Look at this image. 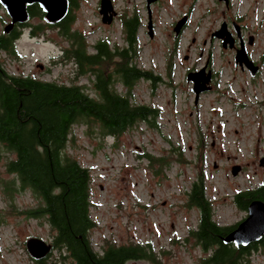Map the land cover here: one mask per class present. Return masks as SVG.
Returning <instances> with one entry per match:
<instances>
[{"label":"rangeland","instance_id":"1","mask_svg":"<svg viewBox=\"0 0 264 264\" xmlns=\"http://www.w3.org/2000/svg\"><path fill=\"white\" fill-rule=\"evenodd\" d=\"M76 1L72 27L90 43L107 38L123 45L120 17L137 14L141 25L135 62L161 77L155 85L138 80L132 92L134 101L158 108L156 126L138 122L112 137L103 136L96 124L91 132L82 122L73 124L66 151L91 174L93 247L98 249L104 237L149 243L161 264H201L207 252L190 234L199 212L186 204L192 181L202 176L213 218L223 226L247 215L233 201L235 193L264 185V0H152L149 5L147 0H110V23L101 20L100 0ZM182 17L185 23L176 33L174 24ZM9 21L0 4V32ZM26 22L47 23L36 16ZM223 23L233 38L231 46L212 35ZM15 42L20 56L0 52L9 73L59 83L88 82L87 76L74 79V64L57 57L68 41L56 27L32 34L24 26ZM241 42L258 66L254 75L244 63L235 62ZM203 66L205 73L211 71L210 88L195 99L186 74ZM117 88L125 91L120 84ZM145 153L165 156L170 165L156 174ZM5 159L1 152L0 264H36L26 240L36 236L50 242L51 229L44 218L21 212L36 204L30 191L15 192L13 205L6 200L2 183L12 175L4 170ZM233 166H238L235 174ZM250 259V264H264V248L254 250ZM136 264L151 262L141 259Z\"/></svg>","mask_w":264,"mask_h":264},{"label":"trees","instance_id":"2","mask_svg":"<svg viewBox=\"0 0 264 264\" xmlns=\"http://www.w3.org/2000/svg\"><path fill=\"white\" fill-rule=\"evenodd\" d=\"M69 3L68 13L57 24L25 22L9 32H0V52L18 57L15 41L24 26H29L32 34L45 26L56 27L68 41L57 57L74 64V79H88L87 83H59L30 74L16 75L0 61V154L6 156L4 170L12 175L2 183L6 200L13 205L14 193L25 190L36 199L35 206L21 212L27 217L44 218L50 226L58 254L43 264H125L141 259L161 264L149 243H117L104 237L98 249L93 247L90 231L96 223L90 213L91 174L66 151L75 123L86 124L89 132L96 124L103 136L112 137L138 122L156 126L158 108L134 101L132 92L138 80L147 79L155 85L161 77L135 62L141 25L137 14L120 17L123 45L111 44L107 38L90 43L72 27L75 16L71 9L77 1ZM28 12L30 18H44L37 3L29 5ZM118 84L124 92L118 90ZM143 157L156 174L170 165L162 155L145 153ZM185 194L186 204L199 212L197 226L190 229V234L207 252L201 264H250L253 251L264 248V235L247 245L221 240L236 224L223 226L214 220L201 175ZM254 199H264V185L236 192L233 201L247 209Z\"/></svg>","mask_w":264,"mask_h":264},{"label":"water","instance_id":"3","mask_svg":"<svg viewBox=\"0 0 264 264\" xmlns=\"http://www.w3.org/2000/svg\"><path fill=\"white\" fill-rule=\"evenodd\" d=\"M152 0H147V5ZM226 3L228 0H224ZM32 3H37L44 12V18L48 23L56 24L62 20L69 11V0H0V4L5 8L10 21L5 24L4 31L9 32L15 24H21L29 19L28 6ZM99 12L101 20L110 23L113 17V7L110 0H100ZM186 17H182L174 24V31L179 32ZM237 27V26H236ZM149 28L151 25L149 24ZM151 34V29L149 30ZM212 35L222 39V45H233V38L225 29L223 23L221 27L215 30ZM235 62L240 65L243 63L254 75L258 66L255 65L247 56L244 45L236 49ZM205 66L199 70L188 71L186 79L192 81L191 89L195 93V99L198 98L200 92L210 88L209 81L211 79V71L204 72ZM260 163L264 164V156L260 159ZM238 166L232 167V173L237 172ZM264 235V199H254L247 207V215L245 218L238 221L225 235L221 236V240L225 243L233 242L234 245H247L253 241L261 239ZM26 247L31 256L35 259H41L52 248V244L44 239L36 236H31L26 240Z\"/></svg>","mask_w":264,"mask_h":264},{"label":"flooded vegetation","instance_id":"4","mask_svg":"<svg viewBox=\"0 0 264 264\" xmlns=\"http://www.w3.org/2000/svg\"><path fill=\"white\" fill-rule=\"evenodd\" d=\"M33 4V3H32ZM31 5V4H30ZM25 23V22H24ZM21 24H23V23H21ZM21 24H15L14 26H13V28L12 29H14L15 27L17 28V27H19ZM11 29V30H12ZM10 30V31H11ZM258 71V70H257ZM47 242H49V241H47ZM49 243H51L52 244V241H50ZM55 251H57V247H55L53 244H52V248H51V250L49 251V253L48 254H46L43 258H41V259H35L34 258V260H35V263L36 264H43L45 261H48L52 256H53V253L55 252ZM136 261L137 260H129V261H127L125 264H136Z\"/></svg>","mask_w":264,"mask_h":264}]
</instances>
